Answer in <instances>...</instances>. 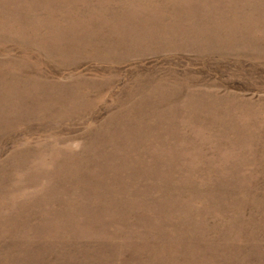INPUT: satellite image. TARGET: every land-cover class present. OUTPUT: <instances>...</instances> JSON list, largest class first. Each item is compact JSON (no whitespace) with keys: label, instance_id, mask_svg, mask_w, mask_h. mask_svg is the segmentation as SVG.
<instances>
[{"label":"rangeland","instance_id":"1","mask_svg":"<svg viewBox=\"0 0 264 264\" xmlns=\"http://www.w3.org/2000/svg\"><path fill=\"white\" fill-rule=\"evenodd\" d=\"M0 264H264V0H0Z\"/></svg>","mask_w":264,"mask_h":264},{"label":"bare ground","instance_id":"2","mask_svg":"<svg viewBox=\"0 0 264 264\" xmlns=\"http://www.w3.org/2000/svg\"><path fill=\"white\" fill-rule=\"evenodd\" d=\"M140 168V167H139Z\"/></svg>","mask_w":264,"mask_h":264}]
</instances>
